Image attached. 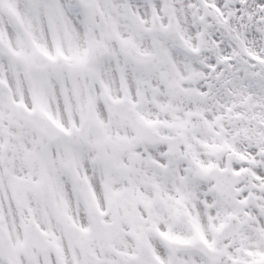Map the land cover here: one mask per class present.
Masks as SVG:
<instances>
[{
	"label": "snow or ice",
	"instance_id": "snow-or-ice-1",
	"mask_svg": "<svg viewBox=\"0 0 264 264\" xmlns=\"http://www.w3.org/2000/svg\"><path fill=\"white\" fill-rule=\"evenodd\" d=\"M0 264H264V0H0Z\"/></svg>",
	"mask_w": 264,
	"mask_h": 264
}]
</instances>
